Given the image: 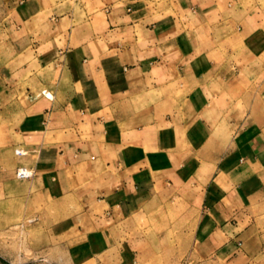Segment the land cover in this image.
<instances>
[{"label":"crops","instance_id":"0c3cea01","mask_svg":"<svg viewBox=\"0 0 264 264\" xmlns=\"http://www.w3.org/2000/svg\"><path fill=\"white\" fill-rule=\"evenodd\" d=\"M3 220L1 264L72 240L94 264H252L264 0H0Z\"/></svg>","mask_w":264,"mask_h":264},{"label":"rangeland","instance_id":"374dc122","mask_svg":"<svg viewBox=\"0 0 264 264\" xmlns=\"http://www.w3.org/2000/svg\"><path fill=\"white\" fill-rule=\"evenodd\" d=\"M17 205L22 206L21 203H16ZM35 205H37V203H33ZM39 204H42V206H44V202L41 203L39 202ZM18 210H16V212H18ZM42 212V211H40ZM13 213V212H12ZM13 220V219H12ZM35 219H33L32 217H28L26 218V221H24L23 223H29V222H34ZM4 220L2 221V223H0V228H2L4 226ZM23 231V230H22ZM31 231V230H30ZM29 232V231H27ZM24 234V231H23ZM17 238L16 235H9L6 236L5 240H4V235H0V239L3 241H9L10 242ZM0 240V241H1ZM72 240V239H71ZM76 242V240H72L70 242H68L67 244H65V246H58V247H54L53 249H51V251L49 252V256L47 257V260L45 258V256L40 257L38 259H29L28 260V264H94L95 260L93 258L90 259H84L83 257L85 255H83V251H78L75 248H77V246L73 245L72 243ZM37 256L33 255V251H32V255L34 257H38L42 252L38 251L37 252ZM146 256H138L139 260L134 261L133 262V258H128L125 257L123 258L122 255H118V257L113 258L112 259V263H110V257L108 258H103L105 260L104 264H185L183 261H175L173 258L175 256V254H177V252L174 251H169V250H162V251H157V250H153V251H149V252H145ZM83 255V256H81ZM79 256H81V258L79 259ZM102 257V256H101ZM252 264H264V252L262 254H260L254 261Z\"/></svg>","mask_w":264,"mask_h":264},{"label":"built area","instance_id":"2783aa9c","mask_svg":"<svg viewBox=\"0 0 264 264\" xmlns=\"http://www.w3.org/2000/svg\"><path fill=\"white\" fill-rule=\"evenodd\" d=\"M33 175V172L29 169V168H22V167H19L17 170H16V176L18 178H29L30 176ZM1 264V263H0Z\"/></svg>","mask_w":264,"mask_h":264}]
</instances>
